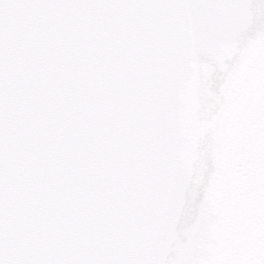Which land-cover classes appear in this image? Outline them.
I'll return each instance as SVG.
<instances>
[{"label": "water", "instance_id": "obj_1", "mask_svg": "<svg viewBox=\"0 0 264 264\" xmlns=\"http://www.w3.org/2000/svg\"><path fill=\"white\" fill-rule=\"evenodd\" d=\"M0 264H264V0H0Z\"/></svg>", "mask_w": 264, "mask_h": 264}]
</instances>
